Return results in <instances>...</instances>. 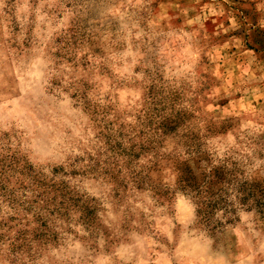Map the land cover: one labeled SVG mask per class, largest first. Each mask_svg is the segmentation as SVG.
Listing matches in <instances>:
<instances>
[{
  "label": "clouds",
  "instance_id": "1",
  "mask_svg": "<svg viewBox=\"0 0 264 264\" xmlns=\"http://www.w3.org/2000/svg\"><path fill=\"white\" fill-rule=\"evenodd\" d=\"M262 166L264 0H0V264H264Z\"/></svg>",
  "mask_w": 264,
  "mask_h": 264
},
{
  "label": "rangeland",
  "instance_id": "2",
  "mask_svg": "<svg viewBox=\"0 0 264 264\" xmlns=\"http://www.w3.org/2000/svg\"><path fill=\"white\" fill-rule=\"evenodd\" d=\"M175 3L176 0H157V3ZM13 11H15L13 9ZM168 114H162L161 118H164ZM198 130V126L193 122L192 124L185 125L181 128L180 133H177L175 136H168V137H158L154 136L152 139L154 140H167L169 144L173 146V154L171 156H165L162 157L159 160V164L161 167L167 166L171 167L173 169V172H176L178 168H182L184 164H191L193 165V170L197 176H200L203 172H206L208 167H211L213 165V161L216 159L215 157V146L208 144L205 140L201 141H193L191 139L192 134ZM155 131V130H153ZM185 136L188 137V139H185ZM212 137H208V139H211ZM201 148L203 151H201ZM184 153H187V156L184 155ZM207 155L208 160L206 164H199L197 166V162L202 160L203 157ZM231 158L225 160H220L219 163L221 165L227 166L230 164ZM241 166H243L241 162ZM264 167V166H262ZM159 171V169H157ZM259 174H251L249 177H246V179H252ZM142 179H147L142 178ZM233 185L232 187L235 188V186L239 183L238 180L233 178ZM179 178L177 179V184H179ZM152 186L158 190L163 191L164 187H167L166 185L161 186L155 181L150 182Z\"/></svg>",
  "mask_w": 264,
  "mask_h": 264
}]
</instances>
